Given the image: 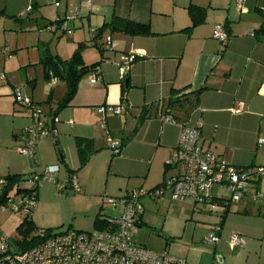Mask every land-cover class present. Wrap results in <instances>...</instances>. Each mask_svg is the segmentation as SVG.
Here are the masks:
<instances>
[{
    "label": "crops",
    "instance_id": "obj_1",
    "mask_svg": "<svg viewBox=\"0 0 264 264\" xmlns=\"http://www.w3.org/2000/svg\"><path fill=\"white\" fill-rule=\"evenodd\" d=\"M122 1L127 10L118 11L110 0H0V70L4 74L0 77V152L8 160L2 164L0 154V174L21 175L57 165L54 184L63 189L54 194L84 206L83 212L60 222L67 225L66 230L81 224L83 217L95 229L105 196L148 190L176 174L167 162L183 121L198 126L203 148L224 162L264 167V144L258 145V139H264V42L254 35L264 21V0H241L240 4L238 0ZM190 5L204 12V20L192 28ZM123 20L147 23L153 35H130L105 26ZM217 25L227 32L226 43L212 36ZM3 48L7 56L1 53ZM78 49L82 65L92 66L86 72L90 78L83 82L82 75L70 103L56 112L67 84L60 77L62 83L50 81L42 58L68 61ZM129 54L135 59L122 78L121 59ZM96 68L99 79L92 83ZM14 87H22L38 109L49 110L43 114L56 132L38 143L35 160L12 155L6 148L22 144L23 128L30 123L25 109L14 103ZM184 93L196 95L195 106L174 112L175 122L163 121L157 114L142 118L150 105ZM122 95L132 107L129 112L98 111L100 106L117 105ZM239 103L241 110L233 112ZM108 136L119 141L118 154L108 148ZM71 174L77 176L81 189L74 195L68 186ZM261 177H253L250 192L258 189L264 194ZM164 195L175 202L168 192ZM39 196L38 185L36 208L41 207ZM160 199H142L143 212L131 233L141 245L146 234L143 227L149 225L144 220L146 208L157 206L159 213ZM192 210L196 213L193 206ZM201 213L197 221L202 223V234L215 233L219 227V242L205 243V235L201 249L193 237H183L184 232L168 231L165 217L158 231L165 239V251L189 264H264V197L253 201L245 196L231 202L223 217L219 210ZM34 216L35 212L31 220L36 226ZM189 227L197 228L193 223ZM233 232L242 245L232 249L229 236Z\"/></svg>",
    "mask_w": 264,
    "mask_h": 264
},
{
    "label": "built area",
    "instance_id": "obj_2",
    "mask_svg": "<svg viewBox=\"0 0 264 264\" xmlns=\"http://www.w3.org/2000/svg\"><path fill=\"white\" fill-rule=\"evenodd\" d=\"M91 0H87L89 3ZM241 3V0H238ZM31 7H29L30 9ZM70 33L71 31H67ZM95 32L91 29V33ZM212 36L220 43H226L229 36L223 26L217 25ZM110 45L109 38L106 40ZM1 53L8 55L6 48ZM133 54L121 59V77L123 78L134 61ZM4 74L0 70V77ZM50 81L54 83L56 77L49 72ZM99 79L98 69L92 74L91 82ZM14 103L20 105L28 113L30 123L23 128V142L15 150L17 153L36 159L38 143L55 135L52 123L36 107L32 98L24 93L22 87L12 90ZM157 115L163 121L175 122L176 119L167 110H161L159 103ZM131 105L126 96L122 95L117 105L100 106L98 111H109L114 115H123L130 111ZM242 103L232 109L239 112ZM108 148L113 154L120 152V143L117 139L108 136ZM264 144V139H258V145ZM167 165L175 168L176 174L166 178L158 186L148 190H130L120 197H110L104 201L102 208L110 207L117 211L113 216L100 215L103 226L90 231L65 230L53 233L39 229L36 236L41 240L26 249H16L14 241L0 234V254L7 264H189L184 258L177 257L167 251L156 252L147 249L132 238V231L139 223V216L143 212L142 199L149 197L160 199L167 191L172 201H190L193 209L200 210L208 207L212 212L223 213L231 202H238L245 196L253 201L264 197L258 189L250 192L254 185L253 177L264 176V167L233 166L224 162L217 154L204 149L200 143L198 126H191L183 121L178 143ZM58 166H45L41 170L21 175L17 182L10 181L0 175V210L11 211L29 219L37 206V188L43 180L55 183ZM217 185L226 190L227 197L213 196L212 188ZM68 186L75 193H80L78 178L71 174ZM63 189V185L58 186ZM221 215V214H220ZM219 227L215 230L219 231ZM214 232L205 237L204 242L215 245L219 236ZM231 248L240 247L242 240L237 233L229 236Z\"/></svg>",
    "mask_w": 264,
    "mask_h": 264
},
{
    "label": "rangeland",
    "instance_id": "obj_3",
    "mask_svg": "<svg viewBox=\"0 0 264 264\" xmlns=\"http://www.w3.org/2000/svg\"><path fill=\"white\" fill-rule=\"evenodd\" d=\"M103 2H106L107 0H102ZM111 1V6L116 8L118 11L121 9V7L125 10H127V6L124 5V2L122 0H110ZM84 77L82 78L83 82H88V79L90 78V75L87 73L83 74ZM59 82L62 83V80L57 77L56 78ZM43 104H39L38 106H42ZM42 114H47L49 110H46L45 108L40 109ZM179 112V111H176ZM264 137V136H262ZM7 150H10L12 155L15 156H21L19 155L15 147H12L9 145L6 147ZM5 150V148H3ZM111 152V151H110ZM1 154V161L2 164H7V156L5 155V152L2 151L0 152ZM256 167H251V169H254ZM33 172V171H31ZM29 173V172H27ZM25 173V174H27ZM1 176H4L5 174H0ZM261 180L264 181V176L261 177ZM55 190H59L57 186L47 180H41L39 182V199H41V207L34 209L33 213L35 212V222H36V227L35 229L26 232V238L29 240L32 236H34L38 229H49L53 233H58L61 231H65L67 229V225H59L60 222L65 221L70 218L71 214H76L79 212L84 211V206L82 204H79L76 201L72 200H64L63 198L61 199L60 197L56 196ZM70 195H74L75 192L72 190L69 191ZM169 193V191H167ZM61 193H65V190H62ZM213 194L214 195H219L223 197H227V192L223 188H218L217 185L213 188ZM112 196H105L103 198L101 205H103L104 201H106L108 198ZM170 197V193H169ZM115 198V197H113ZM161 201V208H159V213L156 209L157 206L153 208H146L145 211V217L144 220L148 225L143 227V231L146 232L145 237L142 241V244L145 245V247L149 250L156 251V252H163L167 250L166 248L163 247L162 242H164V238L162 237L163 235H160L158 231L160 230L159 226L161 225L160 223L162 222V219L165 217L167 218V221H165L166 227L168 228V231H173L176 233H185L183 237L186 238H192L193 237V242L196 243V246H201L200 248L202 249V238L206 235V233L202 234V223L197 221L198 216L202 215V211H208V207H203L201 210H194L196 213L193 212L192 210V203L190 201H184V202H171L168 198L167 195H164L160 199ZM159 201V202H160ZM37 206H38V200H37ZM36 206V207H37ZM235 206V205H233ZM199 211H201L199 213ZM117 213V211L111 209L110 207L103 208L102 214L107 215V216H113ZM197 214V215H196ZM204 214V213H203ZM32 216V215H31ZM147 219V221H146ZM149 219V220H148ZM262 219V218H260ZM23 221V217L21 215H18L16 213H13L11 211H2L0 210V234H3L7 237H9L12 240H18L22 241L24 238V234L20 231L19 226ZM81 224H74V226L70 227L71 230H78V231H90L92 230V225L89 222L88 219L83 217L81 220ZM217 222V219L214 218L213 223L215 224ZM151 223V224H150ZM195 224L197 228L195 231H193L190 227L189 224ZM218 224V222L216 223ZM186 225V227H185ZM147 236H149L151 239L147 241ZM161 238V240L158 238ZM208 236V235H206ZM200 250V249H199ZM168 252V251H167ZM196 252H194L195 254ZM171 254V253H170ZM197 254V253H196ZM244 261H240L242 264Z\"/></svg>",
    "mask_w": 264,
    "mask_h": 264
},
{
    "label": "trees",
    "instance_id": "obj_4",
    "mask_svg": "<svg viewBox=\"0 0 264 264\" xmlns=\"http://www.w3.org/2000/svg\"><path fill=\"white\" fill-rule=\"evenodd\" d=\"M188 11L189 14L191 15V21H192L190 28H192L193 26L204 20V12L202 11V8L198 6L190 5L188 7ZM262 18H264V12H262ZM105 26H110L113 30L130 35H153V33L150 31L149 24L147 23H138L130 20H123L122 22L119 23L110 22L105 24ZM254 35L256 36V39L259 42H264V21H262L260 27L255 31ZM42 63H44V65L46 66L45 67L46 75H48L49 72H51L55 77L56 76L60 77L67 84V91L65 97L58 102L56 109L57 112L60 109L66 107L70 103L77 90V84L79 79L92 66L89 67L82 65L81 51L79 49L74 51L70 60L68 61H63L61 59H56L55 57L47 56L42 58ZM60 70H62L64 73L63 78L61 76ZM174 93L175 90H172V94ZM186 95H188V93L170 96L166 100H162L161 102L150 105L147 108V110L144 111V115L142 116V118L155 116L158 111V108L160 107L159 103H161V110L165 112L168 110L172 114V116L176 118L177 116L174 112L180 110L185 111L187 107L195 106L196 99L194 97H196V95L194 96H186ZM21 175H25V174H21ZM21 175H7L6 177L10 181L17 182V180ZM224 212L221 214V217L224 216ZM98 217H96L95 220L96 228H100L103 226V221H101L100 217L99 218ZM35 228L37 227L33 224L31 217L29 219L27 218L23 219L22 223L19 226V229L24 234L23 235L24 238L22 241H14L16 249L22 250L29 248L31 246H34L41 240V238L36 235L32 236L29 240L26 238L27 237L26 232L28 233V231H31ZM44 230L50 231L49 229H44ZM0 264H7L5 261H3V255L1 254H0Z\"/></svg>",
    "mask_w": 264,
    "mask_h": 264
},
{
    "label": "water",
    "instance_id": "obj_5",
    "mask_svg": "<svg viewBox=\"0 0 264 264\" xmlns=\"http://www.w3.org/2000/svg\"><path fill=\"white\" fill-rule=\"evenodd\" d=\"M60 73H61V76H62V78H63V77H64V73H63V71L60 70Z\"/></svg>",
    "mask_w": 264,
    "mask_h": 264
}]
</instances>
